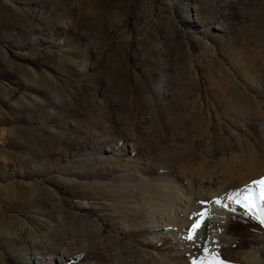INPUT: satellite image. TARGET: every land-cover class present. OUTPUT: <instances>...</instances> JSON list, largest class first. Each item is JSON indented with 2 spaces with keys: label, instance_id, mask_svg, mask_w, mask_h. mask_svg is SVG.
<instances>
[{
  "label": "rangeland",
  "instance_id": "obj_1",
  "mask_svg": "<svg viewBox=\"0 0 264 264\" xmlns=\"http://www.w3.org/2000/svg\"><path fill=\"white\" fill-rule=\"evenodd\" d=\"M261 178L264 0H0V264H264Z\"/></svg>",
  "mask_w": 264,
  "mask_h": 264
},
{
  "label": "snow or ice",
  "instance_id": "obj_2",
  "mask_svg": "<svg viewBox=\"0 0 264 264\" xmlns=\"http://www.w3.org/2000/svg\"><path fill=\"white\" fill-rule=\"evenodd\" d=\"M226 199L232 200L245 208L247 213H251L254 219H257L261 225H264V178L253 181L252 185L244 189L228 193ZM216 203L221 204V199H217ZM222 206L228 207L227 204H223ZM199 227L200 225H195L191 230L192 234L185 238L194 240L195 231ZM206 251L209 253V259L206 262H201V264H230V262L223 260L218 252L208 249Z\"/></svg>",
  "mask_w": 264,
  "mask_h": 264
},
{
  "label": "bare ground",
  "instance_id": "obj_3",
  "mask_svg": "<svg viewBox=\"0 0 264 264\" xmlns=\"http://www.w3.org/2000/svg\"><path fill=\"white\" fill-rule=\"evenodd\" d=\"M164 79H165V76L164 74L160 73L158 78H157V81H156V86L158 89H162L163 88V85H164ZM157 212V210L155 211ZM159 212V211H158ZM174 217V215H173ZM161 220V219H160ZM258 257V256H257Z\"/></svg>",
  "mask_w": 264,
  "mask_h": 264
}]
</instances>
